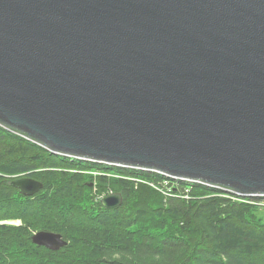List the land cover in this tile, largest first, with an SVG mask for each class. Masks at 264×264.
Returning <instances> with one entry per match:
<instances>
[{"label":"water","instance_id":"95a60500","mask_svg":"<svg viewBox=\"0 0 264 264\" xmlns=\"http://www.w3.org/2000/svg\"><path fill=\"white\" fill-rule=\"evenodd\" d=\"M0 127L54 155L264 196V0H0Z\"/></svg>","mask_w":264,"mask_h":264},{"label":"trees","instance_id":"16d2710c","mask_svg":"<svg viewBox=\"0 0 264 264\" xmlns=\"http://www.w3.org/2000/svg\"><path fill=\"white\" fill-rule=\"evenodd\" d=\"M20 176L43 188L23 196L10 184ZM163 180L54 155L0 127V264H264L262 198ZM94 190L119 193L122 204L106 209ZM38 231L61 234L67 245L36 246Z\"/></svg>","mask_w":264,"mask_h":264},{"label":"rangeland","instance_id":"374dc122","mask_svg":"<svg viewBox=\"0 0 264 264\" xmlns=\"http://www.w3.org/2000/svg\"><path fill=\"white\" fill-rule=\"evenodd\" d=\"M96 174L97 173H94V175H96ZM163 178L165 179V180L162 181L164 186H167L169 182H172V184H176V181L173 180V179L167 178L165 176H163ZM106 195H108V194H101V195L95 194V190H94V197H97L98 199H101L102 197H104ZM3 223H5V224H18L19 222L18 221H4Z\"/></svg>","mask_w":264,"mask_h":264},{"label":"built area","instance_id":"2783aa9c","mask_svg":"<svg viewBox=\"0 0 264 264\" xmlns=\"http://www.w3.org/2000/svg\"><path fill=\"white\" fill-rule=\"evenodd\" d=\"M102 164V163H101ZM156 174H158V173H156ZM161 175V174H160ZM163 176V175H162ZM176 180V179H175ZM235 196H237V197H239L240 199L242 198V196H238V195H235ZM248 198V197H247ZM250 198H252V199H256V198H262L261 200H259L258 201V203H257V205L262 209V210H264V196H260V197H250ZM237 200H239L238 198H237ZM242 201V200H241ZM247 202H250V201H247Z\"/></svg>","mask_w":264,"mask_h":264},{"label":"bare ground","instance_id":"6f19581e","mask_svg":"<svg viewBox=\"0 0 264 264\" xmlns=\"http://www.w3.org/2000/svg\"><path fill=\"white\" fill-rule=\"evenodd\" d=\"M72 159H74V158H72ZM78 160H81V159H78ZM81 161H86V160H81ZM89 162H92V161H89ZM92 163H95V162H92ZM97 164H101V163H97ZM106 165H108V164H106ZM108 166H110V165H108Z\"/></svg>","mask_w":264,"mask_h":264}]
</instances>
